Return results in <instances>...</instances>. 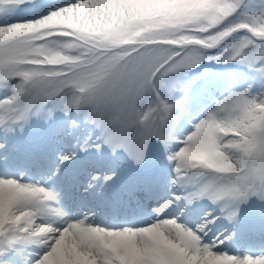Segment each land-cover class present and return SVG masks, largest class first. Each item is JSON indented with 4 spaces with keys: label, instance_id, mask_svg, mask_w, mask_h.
<instances>
[{
    "label": "snow or ice",
    "instance_id": "6c2138e0",
    "mask_svg": "<svg viewBox=\"0 0 264 264\" xmlns=\"http://www.w3.org/2000/svg\"><path fill=\"white\" fill-rule=\"evenodd\" d=\"M0 264H264V0H0Z\"/></svg>",
    "mask_w": 264,
    "mask_h": 264
},
{
    "label": "rangeland",
    "instance_id": "374dc122",
    "mask_svg": "<svg viewBox=\"0 0 264 264\" xmlns=\"http://www.w3.org/2000/svg\"><path fill=\"white\" fill-rule=\"evenodd\" d=\"M218 67V66H209L207 63L205 65H201V69H206L208 71H212V70H215V68ZM201 69H195L193 71H191L192 73H197L198 71H200ZM195 85L196 87V90L193 89L192 87V91L193 93L195 94L198 90H199V87L202 86V83L201 81L199 80V78H197L196 80L192 81V85ZM183 119H187V117L185 116Z\"/></svg>",
    "mask_w": 264,
    "mask_h": 264
},
{
    "label": "bare ground",
    "instance_id": "6f19581e",
    "mask_svg": "<svg viewBox=\"0 0 264 264\" xmlns=\"http://www.w3.org/2000/svg\"><path fill=\"white\" fill-rule=\"evenodd\" d=\"M106 215H107V214H106ZM98 220L100 221L99 217H98ZM104 223H105V221H104Z\"/></svg>",
    "mask_w": 264,
    "mask_h": 264
}]
</instances>
